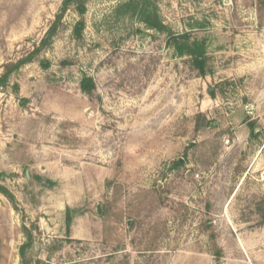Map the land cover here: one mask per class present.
I'll use <instances>...</instances> for the list:
<instances>
[{
  "label": "rangeland",
  "instance_id": "1",
  "mask_svg": "<svg viewBox=\"0 0 264 264\" xmlns=\"http://www.w3.org/2000/svg\"><path fill=\"white\" fill-rule=\"evenodd\" d=\"M63 2L0 0V77L34 54L0 86V264L24 225L28 264H264V0H73L42 45Z\"/></svg>",
  "mask_w": 264,
  "mask_h": 264
},
{
  "label": "trees",
  "instance_id": "2",
  "mask_svg": "<svg viewBox=\"0 0 264 264\" xmlns=\"http://www.w3.org/2000/svg\"><path fill=\"white\" fill-rule=\"evenodd\" d=\"M73 0H64L63 2V7H62V12L58 15L56 21L52 24V26H50V28L48 29L46 36L43 38L42 40V45H44L46 42H48V40H50L57 32V25L58 23L61 21L62 16H63V12L64 10L68 7V5L71 4ZM81 13H83L84 8L81 7L80 8ZM77 33L79 34V29L76 30ZM187 40V36L186 35H179V36H174L173 40H180V42L182 43L181 40ZM189 42L185 41L182 45L183 48H179L180 51H182V53L184 55H187L188 57H190V61L191 64L193 65V68L197 69L200 73V75H206V65H207V57L205 55L204 49L200 46V44L195 43V45H191L188 44ZM39 47L37 48V50L33 53H37L39 51ZM34 54H32V56L28 57V58H22L20 60H18L16 63L11 64L10 66L7 67L6 72L0 77V86H3L4 83L6 82L7 78H9L10 74L18 69L19 67H21L23 64H25L26 62H29L31 57H33ZM200 116V115H199ZM199 116L197 117V119L199 118ZM198 125H199V121ZM0 191L2 193H4L5 195H7L8 197H13L9 191L7 189H5L4 187L0 186ZM23 231L25 233L26 236V241L21 245L20 247V255L23 261V264H28V261L26 260V253L27 251L31 248L32 244H33V234L30 228H28L26 225L23 226Z\"/></svg>",
  "mask_w": 264,
  "mask_h": 264
}]
</instances>
